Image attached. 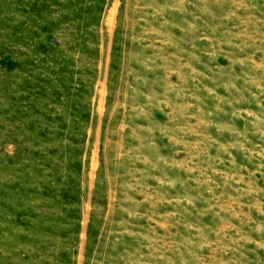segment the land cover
<instances>
[{
	"label": "rangeland",
	"instance_id": "obj_1",
	"mask_svg": "<svg viewBox=\"0 0 264 264\" xmlns=\"http://www.w3.org/2000/svg\"><path fill=\"white\" fill-rule=\"evenodd\" d=\"M0 264H264V0H0Z\"/></svg>",
	"mask_w": 264,
	"mask_h": 264
}]
</instances>
